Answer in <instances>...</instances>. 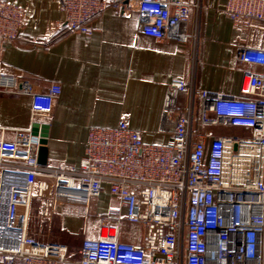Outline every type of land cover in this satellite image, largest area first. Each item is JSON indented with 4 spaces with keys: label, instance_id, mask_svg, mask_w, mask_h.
Wrapping results in <instances>:
<instances>
[{
    "label": "built area",
    "instance_id": "1",
    "mask_svg": "<svg viewBox=\"0 0 264 264\" xmlns=\"http://www.w3.org/2000/svg\"><path fill=\"white\" fill-rule=\"evenodd\" d=\"M136 1L146 36L179 42L190 37L188 18L203 2ZM60 5L69 30L86 37L94 32L95 18L124 7L121 0H60ZM221 8L245 26L264 23V0H223ZM25 23L23 9L0 0V55ZM256 28L261 45L247 48V35L242 33L237 53L240 63L256 66L244 91L250 97L202 93V124L237 127L250 135L215 138L207 155L205 136L194 131L193 107L168 108L164 125L173 136L168 144L143 142L125 119L115 127L91 128L85 161L78 169L40 165L38 129L18 130L13 141L0 140V168L23 177L22 185L11 192L5 220H0V264H264V162L259 168L254 155L241 153L243 147L259 148L264 156V27ZM175 85L181 91L190 89L184 82ZM61 90L54 84L48 93L33 94L28 80L0 73V96L32 95L36 115L50 114ZM227 152L231 167L237 158L249 160L246 183L237 184L232 176L225 181ZM105 186L126 208L127 221L144 226L142 242H120L110 231L112 222L121 221L119 209L103 217L107 229L98 239L43 242L30 233L34 200L42 204L49 224L58 207L71 199L85 205L87 218L90 202Z\"/></svg>",
    "mask_w": 264,
    "mask_h": 264
},
{
    "label": "crops",
    "instance_id": "2",
    "mask_svg": "<svg viewBox=\"0 0 264 264\" xmlns=\"http://www.w3.org/2000/svg\"><path fill=\"white\" fill-rule=\"evenodd\" d=\"M6 1L24 10L26 23L16 40L3 45L0 73L28 80L33 94L48 93L54 84L62 90L48 115L34 113L32 95L1 94L0 127L6 130H0V140L13 141L18 130L41 132L39 126H47V167L80 168L89 130L115 127L121 119L139 132L143 142L168 144L173 136L164 117L172 106L193 107L194 131L205 136L206 155L215 138L250 135L237 127L202 124L203 92L212 97H250L244 91L256 66L238 61L240 35H247V48L261 45L256 27L264 23L245 26L232 21L221 8L223 0H203L202 7L192 9L186 42L146 36L136 0H121L123 9L110 8L95 18L91 37L69 30L60 0ZM178 82L190 89L181 91ZM0 174L4 221L11 192L22 185L23 177L3 168ZM110 209L120 210L121 221L112 222L110 229L118 240L142 242L144 226L127 221L126 208L108 186L90 202L87 218L85 205L71 199L58 207L49 227L40 231L32 227L30 233L43 242L98 239L106 232L103 217Z\"/></svg>",
    "mask_w": 264,
    "mask_h": 264
},
{
    "label": "bare ground",
    "instance_id": "3",
    "mask_svg": "<svg viewBox=\"0 0 264 264\" xmlns=\"http://www.w3.org/2000/svg\"><path fill=\"white\" fill-rule=\"evenodd\" d=\"M241 153L243 154H252L255 157V162L257 163V167L261 168L263 162V152L262 149L259 148H250L243 147L241 148ZM230 154L227 152V166L225 169V181H228L232 176L233 182L240 184L247 182V169L249 167V160L244 157H240L235 159L232 164V167L229 164ZM231 170V171H230Z\"/></svg>",
    "mask_w": 264,
    "mask_h": 264
},
{
    "label": "rangeland",
    "instance_id": "4",
    "mask_svg": "<svg viewBox=\"0 0 264 264\" xmlns=\"http://www.w3.org/2000/svg\"><path fill=\"white\" fill-rule=\"evenodd\" d=\"M31 210H32V212H31V215L29 218V229H32V227H33V229H37L40 231V229H42L43 226L47 227L49 223L47 221L43 220V218H42L43 206L40 204V202L38 200H35L32 202V209ZM33 236H34V234H33Z\"/></svg>",
    "mask_w": 264,
    "mask_h": 264
},
{
    "label": "water",
    "instance_id": "5",
    "mask_svg": "<svg viewBox=\"0 0 264 264\" xmlns=\"http://www.w3.org/2000/svg\"><path fill=\"white\" fill-rule=\"evenodd\" d=\"M39 127H41L40 135L42 137V140H41L42 146L40 148V154H39V164L42 166H46L47 165V158H48V147H47V141H46L47 126H39ZM34 129L37 130V128H34ZM35 135H38V132L35 131ZM237 148H238V146L235 145L234 150H237Z\"/></svg>",
    "mask_w": 264,
    "mask_h": 264
}]
</instances>
